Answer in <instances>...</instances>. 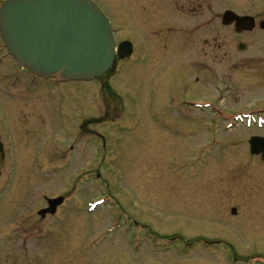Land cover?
Instances as JSON below:
<instances>
[{"label": "rangeland", "instance_id": "rangeland-1", "mask_svg": "<svg viewBox=\"0 0 264 264\" xmlns=\"http://www.w3.org/2000/svg\"><path fill=\"white\" fill-rule=\"evenodd\" d=\"M93 1L118 40L145 53L91 84L50 89L44 82L14 98L0 90L1 108L19 107L30 130L45 133L32 139L26 166L0 203V225L20 219L41 227L35 212L43 198L63 196L68 203L45 221V239L30 242L36 264H264V161L249 142L264 138V125L230 119L215 129L213 108H192L185 122L169 103L170 96L217 100L226 118L264 106V0ZM227 12L251 17L256 27L235 33L222 25ZM171 73L187 82L175 93ZM261 120L264 112L249 122ZM215 131L226 151L211 144L202 163L211 162L188 168ZM72 139L77 144L67 152ZM39 144L50 162L46 173L33 158Z\"/></svg>", "mask_w": 264, "mask_h": 264}, {"label": "water", "instance_id": "water-1", "mask_svg": "<svg viewBox=\"0 0 264 264\" xmlns=\"http://www.w3.org/2000/svg\"><path fill=\"white\" fill-rule=\"evenodd\" d=\"M232 24L238 34L255 28L251 17L227 12L223 25ZM0 29L8 51L23 68L60 82L93 81L112 69L116 52L121 60L132 54L129 42L116 49L107 18L91 0H9L0 10ZM250 151L264 161V139H251ZM62 202L49 201L45 213H54Z\"/></svg>", "mask_w": 264, "mask_h": 264}, {"label": "flooded vegetation", "instance_id": "flooded-vegetation-1", "mask_svg": "<svg viewBox=\"0 0 264 264\" xmlns=\"http://www.w3.org/2000/svg\"><path fill=\"white\" fill-rule=\"evenodd\" d=\"M111 24L114 28V24L112 23V21H111ZM122 41L124 40H119L118 44ZM148 51L149 50L147 49V52ZM133 53L136 59H140V57L145 52L140 51L137 53L135 49L133 48ZM131 61H132L131 59L124 60V61H121L122 62L121 64H123L124 62L129 63ZM7 70H10V71L6 72ZM0 71H2L0 73V84H1L0 90H1V93H3V91L7 92L8 94H3V95H7V97L12 96L14 98L15 92L18 90L26 91L29 94H34L37 89L43 86L44 82H47V86L50 89L56 88V86H61V84H56L52 80H45L42 78H38L32 75L31 73H29L28 71L19 67L15 63L13 58L8 54L2 42L1 36H0ZM108 75L112 76L113 74L112 72H110ZM27 76L29 78H27ZM22 79L27 80L26 85H23L21 83ZM174 79H178L181 82L172 83V80ZM98 81L99 80H97V82ZM167 83L169 86H171L169 88V91H171L172 93H175V92H178L177 89L180 90L177 87H182L187 82H186V79H183L179 76H174L171 73L170 76L167 78ZM10 90L12 91L13 94L9 93ZM12 102L14 104L15 100H13ZM169 103H170V110L172 111L173 114L174 113L176 114L174 116L177 117L179 120L185 121V122L192 120L193 116L190 115L189 113L192 108L199 109L200 113L205 110L213 108V110H209V111L211 113V116H210L211 123L215 126V129L218 126V124H222L223 120L227 122L230 119L235 121L236 119L244 118L246 120L248 118L245 116L238 117L237 115L235 117L231 116V118L223 117L222 112L218 110L217 105L219 104V102L217 100H213V101L212 100H198L197 101L196 99H181L178 101L175 96H170ZM3 105L5 106V109L1 108L0 106V203L3 202L7 191L14 184V180L17 177L18 173L22 172L23 171L22 168L26 166L27 160L25 161V159H27V157L25 156H27V154H25V152L26 151L29 152L30 143L32 139H35V136L37 135L40 137L44 136L45 138L44 131L39 130L36 126L31 127V130H30V121L28 120V117L26 118V115H24V113H23V116L17 113L19 111V107L17 106L15 107L14 105L10 107L7 104H3ZM6 107H8L7 111H6ZM263 108L264 106L261 108H256L255 109L256 111H253V112L248 110L245 112H239V114H245V113L251 112V114L261 115L264 112ZM152 117L154 119L157 117V115H153ZM237 122L243 123L244 121L242 120V121H237ZM244 123H247L249 126L253 123L260 125V127L264 125V121H261V122H247L246 121ZM209 134L212 136H210L209 144L206 145V148H204L205 151L203 149L202 151L203 154L201 153V156L194 160L193 162L194 166L186 165L188 168L190 167L199 168L200 167L201 169V167H205V165H208L211 162L212 158H210L208 161L205 160L206 163H202L203 162L202 155L203 156L204 154L211 155L208 152L209 147H210L209 145L211 144L216 145L219 143L218 145H220V147L222 148L221 153H224L226 151L225 149L226 147L223 141L221 140L219 141L217 139L216 131L215 133L210 132ZM254 137H257V136H254ZM76 144H77V140L75 139L70 140V142L68 143L69 151L67 150V152L73 151L75 149ZM35 151L36 153L33 158L35 160L36 166L38 167L39 170L46 173L47 162L49 161H47V158L45 156L44 145L39 144L35 148ZM219 154L220 153H216L214 155L215 157L214 160L217 161L218 163H220L219 158L223 157V155H219ZM53 165H54L53 168L58 167L56 162L53 163ZM24 172H25V169H24ZM64 198H65L64 204L58 207L57 212L54 215L42 216L40 212L47 208L48 200L54 199L53 197L43 198L45 206L38 209L35 212L40 223H42L41 227L31 229L30 227H26L23 221H21L20 219L19 220L15 219L11 222L0 225V264H15L17 262H18L17 264H32V263L36 264V261L30 260V249H31L30 242L32 240L36 241V238H38L39 240L45 239V236H46L45 221L48 218H56L58 215H60L61 209L65 207V205L68 203L67 201L68 198L67 199L66 197ZM9 216H11V214ZM3 218H4V215L0 211V219H3ZM135 225L138 226L137 223H135ZM11 240H14L17 244L13 245V243L10 242ZM170 240L175 241L176 238L172 237ZM197 241L201 243L204 242V243H207L208 245H213V246H218L220 244L219 242H216V241L209 242L206 239H199ZM186 247H190V245L186 244L185 248ZM3 252L5 253L4 256L1 255Z\"/></svg>", "mask_w": 264, "mask_h": 264}, {"label": "bare ground", "instance_id": "bare-ground-1", "mask_svg": "<svg viewBox=\"0 0 264 264\" xmlns=\"http://www.w3.org/2000/svg\"><path fill=\"white\" fill-rule=\"evenodd\" d=\"M244 34V33H243ZM148 61V60H147ZM147 61H146V63H147ZM120 76V75H119Z\"/></svg>", "mask_w": 264, "mask_h": 264}]
</instances>
